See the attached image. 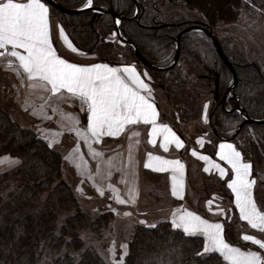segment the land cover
<instances>
[{
    "label": "trees",
    "instance_id": "1",
    "mask_svg": "<svg viewBox=\"0 0 264 264\" xmlns=\"http://www.w3.org/2000/svg\"><path fill=\"white\" fill-rule=\"evenodd\" d=\"M54 1L62 6L75 8L81 6L85 0ZM137 1L139 7L145 9L152 5L150 0ZM181 1L201 10L208 26L218 21L234 20L237 15L236 8L241 2V0ZM45 3L49 11L51 10L50 13L54 14L52 12L54 7ZM92 6L98 12L90 7L79 12L66 13L83 21L79 26L75 22V27L71 25L66 30L75 47L85 53L93 50L95 40L91 37L90 26L103 13L113 12L120 17L118 24L120 33L132 41L135 49L148 63L155 66H166L173 59L174 47L168 62L163 64L157 62L169 52L171 38L177 36V30L186 27L192 21L168 23L152 20L158 25L141 24L131 19L134 0H93ZM192 22L204 24L203 21ZM76 27L90 34L88 43L91 47L74 42L72 36L75 31L78 32L77 36L83 34L79 32L81 30H76ZM148 28L156 30L155 33H146L145 29ZM190 34L185 33L179 39L177 45L179 54L190 55L191 59H194L192 64L204 68L207 74L213 76L220 70L221 73L229 75V68L223 63L217 51L215 55L213 51L204 53L200 49L196 50ZM95 55L97 56L96 53ZM216 62L219 69L213 71ZM232 65L236 71L237 82L225 100L229 104L228 107L219 104L210 108L208 115L212 130L210 136L214 139H230L237 145L236 136L245 133L247 148L239 145L237 147L242 154L243 152L249 154L243 156L253 164L260 159L264 160V123L244 120L241 114L251 118H264V74L251 63L241 62L239 66ZM152 70L160 71L154 68ZM167 70L169 69H162V72ZM226 86L224 80L220 81L218 78L217 87H221L220 97L224 94ZM173 92L180 97L183 104L191 106L190 99L193 97L188 92L182 89H174ZM156 102L161 111V119L166 121L163 119L159 101ZM237 105L241 106L240 113L234 109ZM237 128L238 132L235 131ZM248 129L252 130L253 138L246 134ZM229 131L231 133H228ZM1 155L15 156L20 162L14 168L0 171V264H104L94 246L87 240L98 238L102 234L112 217L111 213L106 211L93 215L81 209L69 185L61 178L60 153L50 148L47 142L32 130L13 123L0 107ZM228 233L225 226L224 237L230 242L241 243L240 240L231 238ZM202 248L201 236L185 234L173 228L169 221L162 220L156 223L155 227H134L127 244L124 264H225L217 253L198 256L197 253Z\"/></svg>",
    "mask_w": 264,
    "mask_h": 264
},
{
    "label": "rangeland",
    "instance_id": "2",
    "mask_svg": "<svg viewBox=\"0 0 264 264\" xmlns=\"http://www.w3.org/2000/svg\"><path fill=\"white\" fill-rule=\"evenodd\" d=\"M152 5H149L146 9L144 7H139V2L134 0V11L131 19L137 20L141 24H152V26L158 25L154 24L152 20L164 21L168 23L184 21V20H197L203 21L205 25L206 19L203 12L196 7L190 6L181 0H150ZM84 3L79 7H84ZM93 11L98 12L96 8L92 5ZM51 11V10H50ZM51 14V27L53 32L59 27H63L65 34L69 38L67 29L69 26L75 27V22L81 25L83 21L81 19H75L72 16H68L66 13H62L52 8ZM236 18L231 21H218L215 24L207 25L210 27L213 34L218 39L225 55L232 64L236 66L243 62L245 64H253L259 68V70L264 74V0H241L236 8ZM145 17V18H144ZM148 18V19H147ZM190 22L186 27L177 30L176 35L180 34L179 39L185 33H191L193 44L196 46V50L200 49L204 53L213 51L215 55V46L209 37V35L201 27L203 25L199 23ZM205 21V22H204ZM66 28V29H65ZM92 35L91 37L95 40V45L92 47L93 50L90 52H83V55L96 56L97 58H105L116 63H131L137 67L139 73L145 79L146 83L149 84L151 90V96L159 101L161 106L163 119L169 121L179 129H186L189 132H194V134H207L212 135V130L209 126L208 115L212 105H223L228 107V102H225L227 96L222 100L220 97V88L217 87V97L214 98L213 89L214 81L217 76L220 81L228 85L232 82V74L229 70L228 74H223L218 70V63H214L213 71H216L212 76L207 74L206 70L202 67H196L192 64L190 55L179 54L176 59L175 65L166 68L169 69L166 72H155L152 68L147 67L143 64L135 55L132 47L127 45L124 41L118 38L115 32V19L111 13H103L99 19L94 21V24L90 26ZM79 27H76L78 30ZM81 30V29H79ZM75 31V30H74ZM146 33H155L156 30L145 29ZM83 33L81 36H77L75 31L72 39L74 42L84 47H91L88 43L90 34L86 33L83 29L79 31ZM176 37L172 36L170 41L169 52H167L161 59L157 62L163 64L169 61L173 47L175 48V53L177 50ZM70 39V38H69ZM178 39V44H179ZM74 45V44H73ZM75 46V45H74ZM66 54L70 55V52L65 48L58 46ZM94 51V52H92ZM77 53V52H75ZM72 55V53H71ZM173 56V58H174ZM173 59L166 65H170ZM162 67V66H160ZM165 69V70H166ZM158 70V69H156ZM147 73V76H143V73ZM220 72V73H219ZM9 76L8 72H4L3 77ZM207 74V75H206ZM0 78V88L5 84L4 80L6 78ZM174 89H182L188 92L193 99L191 106H186L182 103L180 97L174 94ZM9 89H0V94L4 97L2 100V109L8 114L10 120L18 126L28 128L32 130L37 136L42 138L49 145L51 143L52 149L58 151L61 155V178L69 185L74 196L76 197L78 204L81 209L89 212L93 215H98L102 212L109 211L112 215L110 221L106 228L103 230L102 234L95 239L87 240L90 242L97 253L102 258L104 264H113L114 261L120 259L123 249L120 247L121 244H128L131 239L132 230L135 226H153L156 223L167 220L169 221L170 212L174 208L169 201L166 200V196L161 190V186L157 187L154 183L146 182V172H141V187L151 190L153 198L151 199L152 204L150 207H144L139 202V205L134 204H120L113 197L111 190L108 188V184L114 185L117 189L119 187L115 184L114 180H109L105 182L104 185L95 184V180L89 179V173H92V168L85 158L84 161L87 162V168L85 169L82 165L80 169L76 167L77 160L81 157L79 152H74V149L79 144V139L75 131L68 130L66 132L56 129L54 126L49 125L44 122L42 124L41 120H38L39 125H34V118L32 115H26L25 112L18 110L10 105L9 100L5 98L9 97ZM216 102V103H214ZM205 105L207 109L205 110ZM239 105L235 106L234 109L240 113ZM7 108V109H6ZM69 114H74L75 117L79 115L77 109L68 108ZM50 117L52 112L49 113ZM205 115L207 119H205ZM246 120L247 116H244ZM72 117V116H71ZM73 118V117H72ZM237 128L235 131L238 132ZM235 132V133H236ZM228 133H231L229 131ZM58 134V135H57ZM193 134V135H194ZM248 136L253 138L252 130L248 129L246 132ZM237 145L246 147L245 133L238 134L235 138ZM247 148V147H246ZM245 156H249L247 152H243ZM70 159H66L69 157ZM91 160V159H90ZM19 165V164H18ZM17 165V166H18ZM16 167V166H15ZM192 166L190 167V171ZM253 174L257 177V184L255 186V197L261 210H264V160L260 159L253 162ZM191 172L189 176V184L191 183ZM206 186L209 182L205 183ZM103 187L104 195H100L97 191V186ZM147 190H143L146 194ZM207 190V194H203L196 190L194 197L187 198L189 205L197 208H203L204 210H209L213 204H207L209 201L226 202L228 197L223 196V191L219 190L217 187H210ZM1 194V192H0ZM119 194L122 192L119 189ZM146 196H141L144 199ZM227 198V199H226ZM230 199V198H229ZM199 200V201H198ZM144 201V200H143ZM229 202V200H228ZM215 207V206H214ZM227 210V216L229 220L235 221L236 214L233 211L232 206ZM232 208V210H231ZM216 209V208H215ZM217 211V209H216ZM129 212L131 215L125 216L124 213ZM209 213V212H208ZM207 213V214H208ZM227 218V217H226ZM140 221H146V223H140ZM229 235L235 240H239L237 234L229 230ZM253 235H256L253 233ZM257 236V235H256ZM264 238V233L260 234V237ZM115 247L116 255L114 256L109 249ZM264 253V250H261ZM124 259V257H123Z\"/></svg>",
    "mask_w": 264,
    "mask_h": 264
},
{
    "label": "snow or ice",
    "instance_id": "3",
    "mask_svg": "<svg viewBox=\"0 0 264 264\" xmlns=\"http://www.w3.org/2000/svg\"><path fill=\"white\" fill-rule=\"evenodd\" d=\"M92 3L93 0H86L84 7H90ZM115 22L120 23L119 20ZM59 36L72 52L79 51L67 37L63 27H59ZM20 49L23 51H19ZM6 56L15 59H8L5 67L12 68L18 76L26 78L27 87L32 92L39 90L50 93L61 103L72 99L79 101L80 110L86 113V128L77 126L79 119L74 114L61 113V116L73 117L70 130L75 131L77 137L84 140L89 154L94 159L102 157L103 154L93 148V141L100 143L105 136H119L124 132L126 125L139 123L151 125L148 132L149 143L155 145L156 137H163L159 146L165 152L172 144L177 149L184 147V141L168 124L157 122L158 111L150 98L149 84L134 65L120 67H112L106 63L81 65L57 54L50 36L49 7L44 0H23V2L0 0V58ZM143 76H147V73H143ZM57 107H54L53 111H56ZM206 109L207 105H205ZM205 119H207L206 115ZM132 136L138 137L139 133L133 132ZM136 143L139 141L137 140ZM197 143L203 146L202 138H198ZM49 146L51 147V143ZM74 152H79V145ZM191 154L205 162L203 169L205 172L214 167L222 178L226 175V169L212 161L209 156L195 149ZM216 155L230 165L232 177L228 180L227 187L234 194V203L239 210L240 219L246 221L252 229L264 233V210H261L254 198L253 188L256 181L251 178V163L244 162L241 152L230 143L219 144ZM147 157L145 168L157 172H171V195L182 199L184 164L179 159H167L152 152H148ZM70 158L71 155L66 157V159ZM114 159V157L107 160L98 159L96 173H89V179H94V175L110 177L111 169L115 167ZM82 165L87 168V162L80 157L76 167L80 169ZM127 167L134 168L131 147ZM108 188L118 203H135L137 193L134 187L129 188L127 200L120 196L119 189L114 185L108 184ZM97 191L100 195H104L103 187L97 186ZM208 203L211 204V201ZM223 211L222 208H218V212L223 213ZM124 215L129 216L131 213L125 212ZM171 226L182 229L185 234L203 237V248L197 253L198 256L218 253L225 264H264V254L261 251H245L228 243L223 235L224 226L220 222H210L195 212L182 209L171 213ZM242 239L264 250V238L244 234ZM120 247L124 251L120 259L113 264H124L123 257L127 255V245L121 244ZM109 251L116 255L115 247Z\"/></svg>",
    "mask_w": 264,
    "mask_h": 264
},
{
    "label": "crops",
    "instance_id": "4",
    "mask_svg": "<svg viewBox=\"0 0 264 264\" xmlns=\"http://www.w3.org/2000/svg\"><path fill=\"white\" fill-rule=\"evenodd\" d=\"M21 2H23V0H21ZM49 15H50V11H49ZM51 20L52 18L50 15L51 41L53 43L54 48L57 51V54L62 58H65L72 63H77L81 65H90L93 63H106L112 67H120L122 65H134L131 63H116V62H112L111 60L99 59L96 56L92 57V56L83 55V53L80 52L81 50H79L77 47L76 48L79 51L77 53L72 52L71 49H69L65 45V43L59 36V23H57L58 29L54 33L53 28L51 27ZM58 46L64 49L66 48L70 52V55L62 51ZM19 51H23V50L20 49ZM8 59L14 60L15 58L8 56L0 58V78L4 76V72L9 73V76H7L6 74L5 76L7 77H3L6 78L4 80L5 85L0 89H9L8 91L9 97L5 99L9 100L10 105L12 104L14 108L25 112L26 115L28 116L32 115L33 116L32 118H34V122H35L32 124L39 125L38 120H41L42 124H44V122L47 123L46 121H48L49 123L47 124L52 125L56 129L64 132L70 130L71 121L73 118L68 115L63 116L62 118L61 113L69 114L67 112L68 108H72V109L75 108L79 112V115L77 116L79 119V124L77 126L80 128H86V124H87L86 113L80 110V104L78 100L75 99H72L71 101L66 100L61 103L60 101H58L56 96H53L50 93H46L39 90L32 92L27 87L28 82L26 78L22 76H18L12 68L5 67V63ZM137 71L139 72L138 69ZM150 98L154 102L158 111L157 122L168 124L169 127H171L172 130L184 141V147L177 149L175 145L172 144L169 145V150L165 152L159 146L160 142L163 139L162 136L156 137L157 143L155 145L148 142L149 139L148 132L151 129L150 124L145 125L143 123H139L136 125H126L124 132H122L119 136L116 137L105 136L102 138L100 143H96L95 141L92 142L93 148H95L97 151L103 154L102 157L98 158L99 160H107L110 157L115 158L113 161L115 167L111 169L112 172L111 176L104 178V176L102 175H94L93 180H95V184L104 185L105 182L109 180H114L115 184L119 187V189L122 192L120 196L125 200L128 199L129 188L134 187L137 193L136 201L134 205L138 206L139 202H141L142 203L141 205H143L144 207H150L152 201L150 198L147 197V195L151 197L152 192L150 189L147 190L148 188L144 187L143 190L144 191L147 190L145 194V192L142 190L141 187V172L145 171L147 174L145 177L146 182L149 184L154 183L157 187L160 184L161 190L166 196V200L169 201L170 204L174 206V208L170 212V218H169L170 223H171V213L173 211L179 212L182 209H186L188 211L195 212L197 215L201 216L203 219L209 220L210 222H220L223 224L224 228L226 226L229 230L237 234L238 239L241 241V243L230 242L225 238L226 241L232 244L233 246L240 247L242 250L245 251L247 250L261 251V249H259L258 246L253 245L252 242L244 241L242 239V236L244 234L253 235V233H255L257 236L260 237L261 232L252 229L250 225L247 224L246 221L240 219L239 210L236 208L234 203V199H235L234 194L231 192V189L227 187V182L232 177L230 165H228L225 161L220 160L219 157L216 155V153L219 151V144L221 143H230L238 151H240V149L230 139H224V138L214 139L212 136L207 134H201V135L194 134V132H189L186 129L181 130L177 128L175 125L163 121L161 119V111L159 106L156 104L157 103L156 100L152 96ZM3 99L4 97L0 94V107H2L1 105ZM42 105H43V110L41 111ZM56 106H58L57 110L53 111V108ZM51 112H52V116L50 117L49 113ZM133 132H138L139 136L138 137L132 136ZM179 133H181V135ZM198 138H202L203 146L197 143ZM137 140L139 141V143H136ZM78 145H79V155H81V157L87 160L89 166H91L92 168V173L95 174L98 159H94L89 154L88 146L87 144H85L83 139L81 138L79 139ZM130 147L134 161V168L127 167ZM193 149H195L197 152L203 155L209 156L212 161H215L216 163L224 167L226 169V175L222 178L214 167L210 168L208 172H205L203 170L205 167V162L191 154ZM148 152H152L154 155H162L167 159H179L184 164V175H183L184 194L182 199L171 195L170 171L157 172L154 171L153 169L144 167V163L148 159L147 157ZM6 157L8 159H4ZM242 159L244 162H250L247 158L243 156V154H242ZM0 161H3L0 162V171L14 168L20 162L19 158L11 155H1ZM251 165H252L251 178L255 179L256 181L253 188V194L257 202V198L255 197V186L257 184V177L253 174V164L251 163ZM191 166L192 169L190 171ZM190 172L192 176H191V183L189 184ZM207 182H209V184L206 186L205 183ZM212 186L217 187L219 190L223 191V196L227 197L226 195H228L230 199L226 198L227 199L226 202L216 201L218 199H215L214 202L211 201V204L213 205L210 207L209 210L207 209V207L206 210H204L203 208H197L187 204L188 203L187 198L194 197L196 190L202 192L203 194L204 193L207 194L206 189H209ZM141 196H146V197H144V199H141ZM151 198H153V196ZM195 199L197 200L196 195H195ZM207 204L209 205V203ZM230 205L232 206L233 211L237 216L235 221L229 220L227 216V210L230 208L229 207ZM215 208L217 209V211ZM218 208H222L224 210L223 213L218 212ZM179 230L183 232L182 229Z\"/></svg>",
    "mask_w": 264,
    "mask_h": 264
},
{
    "label": "water",
    "instance_id": "5",
    "mask_svg": "<svg viewBox=\"0 0 264 264\" xmlns=\"http://www.w3.org/2000/svg\"><path fill=\"white\" fill-rule=\"evenodd\" d=\"M45 2H47L49 5L53 6L54 8L62 11V12H65V13H75V12H79V11H82V10H85V9H88L90 7H75V8H70V7H65V6H62L60 5L59 3H57L56 1L54 0H44ZM114 16V19L115 21L116 20H119L120 17H118L115 13L111 12ZM203 30H205V32L209 35V37L211 38L214 46H215V49L219 55V57L221 58V60L223 61V63L229 68L231 74H232V82L228 85V87L226 88L223 96H222V100L225 99V97L227 96V94L229 93V91H231L234 86L236 85V82H237V76H236V71L232 65V63L229 61V59L227 58V56L225 55L218 39L216 38V36L213 34V32L207 27V25H203V27H201ZM115 32L117 34V36L119 37V39L125 41L126 43H128L129 45H131L135 51V54L137 56V58L145 65H147L148 67L150 68H154V69H166L170 66H172L176 59H177V56H178V46H177V50H176V54L173 58V61L170 65L168 66H163V67H160V66H154L150 63H148L144 58L143 56L135 49L132 41H130L129 39L125 38L121 33H120V30H119V26L118 24L115 22ZM179 36L180 34L177 35L176 37V43L178 45V39H179ZM213 95H214V98L217 97V76L215 78V81H214V89H213ZM240 110V109H239ZM247 121H250V122H256V123H264V118H251V117H247L246 118Z\"/></svg>",
    "mask_w": 264,
    "mask_h": 264
},
{
    "label": "flooded vegetation",
    "instance_id": "6",
    "mask_svg": "<svg viewBox=\"0 0 264 264\" xmlns=\"http://www.w3.org/2000/svg\"><path fill=\"white\" fill-rule=\"evenodd\" d=\"M228 95V94H227ZM238 108H240V111H241V107H238Z\"/></svg>",
    "mask_w": 264,
    "mask_h": 264
}]
</instances>
